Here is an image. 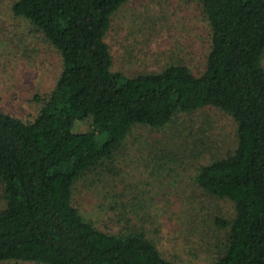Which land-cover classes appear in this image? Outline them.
Here are the masks:
<instances>
[{
    "label": "trees",
    "instance_id": "16d2710c",
    "mask_svg": "<svg viewBox=\"0 0 264 264\" xmlns=\"http://www.w3.org/2000/svg\"><path fill=\"white\" fill-rule=\"evenodd\" d=\"M127 1L10 5L49 43L60 69L36 97L33 117L0 112V264H177L142 228L98 229L80 213L73 189L87 177L89 185L103 183L100 175L113 181L116 155L134 128L161 130L209 108L230 117L235 134L232 148L199 162L192 176L197 190L232 208L212 219L224 238L210 264H264V0H190L208 25L204 70L178 62L134 77L113 69L105 40ZM144 143L156 170L178 160Z\"/></svg>",
    "mask_w": 264,
    "mask_h": 264
},
{
    "label": "rangeland",
    "instance_id": "374dc122",
    "mask_svg": "<svg viewBox=\"0 0 264 264\" xmlns=\"http://www.w3.org/2000/svg\"><path fill=\"white\" fill-rule=\"evenodd\" d=\"M12 1L0 0V112L26 121L38 110L36 97L53 87L60 61L26 20L11 14ZM208 32L195 1L129 0L111 17L105 40L113 69L128 77L178 62L199 74L206 66ZM144 141L172 150L178 160L156 170ZM234 142L232 120L213 108L182 115L161 130L138 126L116 155L119 173L113 181L111 174L100 175L103 183L89 185L87 177L75 184L73 201L104 232L139 227L173 262L210 264L224 238L212 219L231 215L232 208L229 201L197 190L192 176L199 162L225 153Z\"/></svg>",
    "mask_w": 264,
    "mask_h": 264
}]
</instances>
